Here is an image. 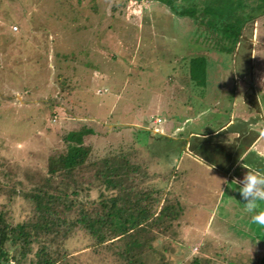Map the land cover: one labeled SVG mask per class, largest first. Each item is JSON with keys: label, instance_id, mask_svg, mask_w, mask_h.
<instances>
[{"label": "rangeland", "instance_id": "rangeland-1", "mask_svg": "<svg viewBox=\"0 0 264 264\" xmlns=\"http://www.w3.org/2000/svg\"><path fill=\"white\" fill-rule=\"evenodd\" d=\"M181 4L0 0V160L21 186L31 184L25 172L44 169L64 131L88 122L98 136L86 141L100 156L134 143L147 182L167 184V196L182 208L165 232L138 229L98 253L76 236L68 242L82 248L74 264H127L119 255L126 241L133 264H195L197 257L196 264H256L264 255V237L239 218V199H230L237 188L224 164L232 132L242 128L232 113L239 114L240 102H264L258 25L251 43L231 55L205 27L174 12ZM197 55L209 63L205 83L191 81L183 65ZM60 78L74 86L69 93ZM169 170L172 177L162 181L158 174ZM12 208L16 220L28 211L22 197Z\"/></svg>", "mask_w": 264, "mask_h": 264}, {"label": "trees", "instance_id": "trees-1", "mask_svg": "<svg viewBox=\"0 0 264 264\" xmlns=\"http://www.w3.org/2000/svg\"><path fill=\"white\" fill-rule=\"evenodd\" d=\"M121 1L138 7L143 0ZM182 1L183 6L174 12L205 27V36L216 37L220 51L233 55L237 46L249 45L253 23L264 45V0H213L220 5L209 6L201 5V0ZM185 64L191 81L205 83L209 67L205 56L190 57ZM64 79L57 83L62 92L69 93L74 86H63ZM94 135L98 133L88 122L64 131L42 172H25L31 183L26 187L14 169L0 160V264H74V253L82 248L69 247L68 242L76 236L87 240L83 248L98 253L99 247L113 245L138 229L165 232L179 218L180 202L167 196V184L159 187L147 182V166L134 143L110 146L100 156L86 141ZM158 175L167 182L172 170ZM16 197L27 203L22 220H16L12 208ZM126 242L128 247L119 255L133 264L131 242ZM6 247L13 250L11 255ZM260 255L256 264L264 261ZM197 262L198 257L193 263Z\"/></svg>", "mask_w": 264, "mask_h": 264}, {"label": "crops", "instance_id": "crops-1", "mask_svg": "<svg viewBox=\"0 0 264 264\" xmlns=\"http://www.w3.org/2000/svg\"><path fill=\"white\" fill-rule=\"evenodd\" d=\"M240 107L239 114L233 112L231 115L239 116L242 128L240 131L232 132L235 136V143L230 154L224 157L225 178L230 179L232 185L237 188L236 194L234 193L235 195L233 194L230 199H234V196L239 199L240 208L237 212L241 215L239 218L244 220L247 227L257 229L256 233L264 237V225H258L251 221L250 215L244 210L246 202L241 197L239 185L235 182L237 179H242L247 171L240 166L238 163L240 161L251 169L264 172V102H240ZM232 122V117H230L228 123L232 124ZM257 211H264V201L259 202ZM261 249L264 250V247L261 246Z\"/></svg>", "mask_w": 264, "mask_h": 264}, {"label": "clouds", "instance_id": "clouds-1", "mask_svg": "<svg viewBox=\"0 0 264 264\" xmlns=\"http://www.w3.org/2000/svg\"><path fill=\"white\" fill-rule=\"evenodd\" d=\"M238 163L241 167L247 169L243 178L235 181L239 185L241 197L246 202L244 210L250 215L253 223L264 225V211H257L259 202L264 201V172L251 169L242 161ZM6 251L9 255L13 253V250L7 247Z\"/></svg>", "mask_w": 264, "mask_h": 264}]
</instances>
